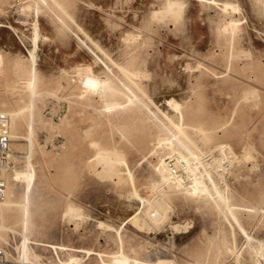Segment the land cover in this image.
<instances>
[{"label":"rangeland","instance_id":"obj_1","mask_svg":"<svg viewBox=\"0 0 264 264\" xmlns=\"http://www.w3.org/2000/svg\"><path fill=\"white\" fill-rule=\"evenodd\" d=\"M181 1L182 16L153 20L164 0H0V100L20 109L11 91L15 64L38 47L36 105L43 121L30 133V115H18L14 133L25 139L12 138L14 170L31 164L35 177L26 258L18 251L22 224L13 218L0 229L10 264H68L71 256L111 264L121 252L136 264H264L255 250L264 243V16L253 0ZM224 3L239 11H224ZM232 18L243 23L233 42L223 32ZM75 32L108 53V69ZM129 58H137L142 75L138 99L162 122L138 101L142 114L117 117L83 93L78 69L91 65L97 76L125 80L121 67ZM251 91L255 97L247 98ZM171 99L184 106L188 144L228 193L230 210L208 180L199 185L213 198L163 189L168 172L161 160L184 150L167 131L182 123L167 105ZM148 117L155 130L144 139L140 128ZM196 125L206 127L208 143ZM159 129L174 145L155 141ZM6 176L11 192V170Z\"/></svg>","mask_w":264,"mask_h":264},{"label":"bare ground","instance_id":"obj_2","mask_svg":"<svg viewBox=\"0 0 264 264\" xmlns=\"http://www.w3.org/2000/svg\"><path fill=\"white\" fill-rule=\"evenodd\" d=\"M253 2H254V7L258 11V14L260 13L261 16H264V0H253ZM58 7L61 9L63 13H66L64 9L62 8V5L59 4ZM222 7L224 11H228V10L230 11V9L231 10L233 9L234 10L233 12H236L235 10L239 11V6L231 4V3H224L222 4ZM185 11H186V6L181 0H164L162 7L160 9H154L153 12L151 13V16L153 20L155 19L158 20L160 19V17L163 19L164 18L165 19L166 18L176 19L177 17L182 16ZM242 26H243V23H241L240 20L232 18L230 19L227 27L226 28L224 27L225 29H223V32H225L226 37L228 36L227 39L230 38L233 42L234 39L236 37H239V35L242 33V32L240 33V31L242 30ZM74 36L95 57L96 64H101L105 68L108 69V66H107L108 61L106 60V58H109V61L113 63L108 53L106 51H103L104 49H102L100 46L96 45L95 41L93 39H90L91 37L90 38L89 36L86 38L84 37L85 38L84 39L80 36V34H78V32H75ZM131 38L132 37H128L126 39L131 40ZM232 42L230 45H232V48H233ZM37 48L34 49L33 52H31L30 58H28L27 61H24V60L18 61L15 64L17 74H15V71H14V74L16 75L14 76L16 78L13 81L14 84H12L13 88L12 87H9V88H12L11 91L19 97L18 103H19V106H21L20 109L15 111L12 109L11 105L9 104L7 100H0V105H1L0 113L8 114L11 118V138L17 139L19 141L25 138L23 136H20L14 133V131L19 130L21 126L20 125L21 120L17 118L18 115L22 114V117L24 119L26 115H30L29 122H28V128L30 130V133L33 132L36 122L38 123V125L43 123L41 114L39 110L37 109L38 106L36 105L37 99L40 98V94L38 92L39 83H40V75L38 72L39 67H38ZM136 60L135 58H132V59L129 58L128 62H126V64L121 67L123 69L122 71L124 72L126 76L125 80L120 78L119 76L116 77L114 75L112 76L106 75L105 78L97 76L94 74V69L92 68L91 65L85 68L78 69V74L83 78L82 83H81L84 86L83 93H85L87 97L96 95L97 98H100L104 102L105 110L113 115H117V117H118V114L122 111L123 113H125V112H135V110H137V113L142 114V110H140L139 107H136L137 105L135 104V101H138L139 103L142 104L144 108H146L149 111V113H151L152 115L154 114L156 120L160 121L159 116L155 113H152L149 106L146 103L138 99L136 90H141L142 85H141V82L138 83V79L140 77L142 78V75H141V71L137 69ZM4 71H5L4 61L3 62L0 61V74H2ZM145 78L147 79V77ZM78 84L80 85V83ZM9 86H11V84H9ZM255 94H256L255 91H251L250 93L247 94V98H254ZM26 98H28V100H25ZM167 105L172 108V110L179 116L180 121H182V123L178 127L177 132L169 128L167 129V131L172 136V138L176 139L179 142V144L184 148V150L178 148V150L175 151L174 155L177 157H180L186 162V164L188 165V170H187V173L185 175H182L181 177L175 176L173 175L169 166L167 165L166 159L161 160L160 165L162 168L167 170L168 175L166 176V182H164V185H163L164 188L162 187V185H160V187L163 188L164 190L177 189L179 191L182 190V191H187V192H191L194 194L207 192L209 194L208 196L212 197V194L208 189H204L200 187L199 185V184H204V181L208 180L213 185V188L215 189L216 193L219 195L222 203H224L226 208L230 210L231 206L228 202L229 200L228 193L226 191L224 193L220 192V190L218 189L214 179L212 178L208 170L205 167H203V164L201 162L199 155L188 144V141H187L188 137L185 136L184 134V130L187 129L185 128L186 124L184 123V120L186 119V117H184V111H185L184 106L180 102L174 99L168 100ZM149 121H151L150 117H148V120L144 119V121H142L143 125H141V128H140L141 135L144 139H149L153 137V133L155 130L152 127L150 128ZM194 128H196L199 131V133H201L202 137L204 138L203 141L205 140V142L208 143L207 140L210 139V136L207 133L208 130L206 129V127L205 129L202 126H197ZM158 131L160 133L156 134V139H155V141H157L158 144H162V143L165 144V142L169 141V142H172L171 146L174 145V142L171 139V137H169V135L165 133L163 134L161 129H159ZM199 133L197 135L200 136ZM200 141L202 142V139H200ZM190 159L196 162L198 168L201 169L200 171L201 173H203L202 177H196L194 173H192ZM27 166L28 168L26 167L27 169L25 171L14 170L15 168L11 169V175L13 176L12 178H13V181L15 182L14 189L10 192V189L8 187V194H7L6 199L0 202V229L4 228L5 221H10L13 218H15L16 223L20 222V224H22L21 226L24 231V242L23 244H21V246L18 247V251H19V254H22V256L25 258L29 254V248H28L29 239L27 236V232L31 225L29 208L32 203H31L30 193L32 191L33 181L35 177L34 169L32 167L33 165L29 164ZM6 175H7V170L0 169V178L7 181ZM20 183L26 184L23 190H21L22 187L20 186ZM135 196H137L138 198L141 197L138 194V192H135ZM142 200L146 201L148 200V198H142ZM15 213H17L16 217L14 216ZM243 233L245 234L244 231ZM0 240H2L1 236H0ZM261 245H262V248L260 249L255 248L256 254L258 258L260 259L259 261L260 263L262 262V260H264V253L262 251L264 247V243L262 242ZM218 253L219 252H217V254ZM29 260L36 261L34 259H29ZM135 262H132L131 259L125 255L124 252H121L120 255L114 258L111 264H134ZM29 264H35V263L30 262ZM68 264H82V259H79L76 256H71L68 261ZM159 264H161V262Z\"/></svg>","mask_w":264,"mask_h":264},{"label":"built area","instance_id":"obj_3","mask_svg":"<svg viewBox=\"0 0 264 264\" xmlns=\"http://www.w3.org/2000/svg\"><path fill=\"white\" fill-rule=\"evenodd\" d=\"M12 138H11V118L8 114L0 113V169L10 171L15 168L10 156L12 154ZM173 175L181 177L188 170L186 162L175 155L168 156L166 159ZM8 194V183L0 178V202L4 201ZM0 264H10L5 248H0Z\"/></svg>","mask_w":264,"mask_h":264}]
</instances>
